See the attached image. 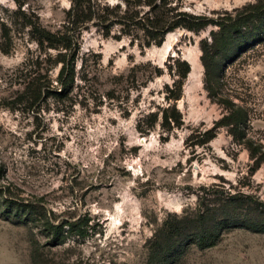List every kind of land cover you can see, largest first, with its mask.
Returning <instances> with one entry per match:
<instances>
[{
  "label": "rangeland",
  "instance_id": "obj_1",
  "mask_svg": "<svg viewBox=\"0 0 264 264\" xmlns=\"http://www.w3.org/2000/svg\"><path fill=\"white\" fill-rule=\"evenodd\" d=\"M98 1L125 7L123 0ZM254 1L181 3L188 12L217 16ZM70 3L26 0L24 7L55 31ZM0 6L5 14L15 7L12 0H0ZM120 29L114 25L108 37L97 21L83 29L74 88L34 103L21 91L33 69L28 59L39 48L22 28L13 34L11 51L0 50V264H146V242L167 214L197 210L220 187L252 196L264 210V164L251 174L247 149L225 129L206 144L188 145L224 113L203 88L198 42L212 27L178 28L149 47L126 35L113 38ZM178 56L190 66L194 59L197 69L173 101L166 96ZM42 68L44 73L49 64ZM56 73L48 71L53 85ZM220 91L244 108L248 137L264 145V40L224 68ZM173 103L182 123L163 125L162 110ZM241 199L242 215L249 199ZM25 204L31 212L19 206ZM45 219L87 223V233L80 237L64 225V238L51 246ZM181 264H264V232L235 227L213 247L191 246Z\"/></svg>",
  "mask_w": 264,
  "mask_h": 264
},
{
  "label": "trees",
  "instance_id": "obj_2",
  "mask_svg": "<svg viewBox=\"0 0 264 264\" xmlns=\"http://www.w3.org/2000/svg\"><path fill=\"white\" fill-rule=\"evenodd\" d=\"M12 1L15 7L6 14L0 6V50L9 53L13 48V34L24 28L40 53L46 54L41 59L40 53L34 59H28V64L33 69L29 70L25 78L21 96L29 103H34L44 94L67 96L72 91L79 38L82 30L95 21L102 26L101 33L104 37L111 36L112 27L119 25L120 33L112 36L113 38L120 39L122 35H126L132 42L141 39L146 47L160 46L166 34L178 28L199 32L212 27L209 35L198 42L203 66V88L211 101L223 107L224 113L201 133L199 141L188 145L206 144L223 128L236 143L247 149L252 161L251 174L264 164V145L247 135L246 111L220 91L224 68L242 52L264 40L263 0L248 2L230 11L224 10L222 15L217 16L188 12L182 9L181 0H123L124 9L118 4L114 7L106 4L102 6L98 0H71L61 28L55 31L42 26L38 16L24 7L26 0ZM137 6H146L147 10L141 13ZM49 50H53L54 54H50ZM44 62L49 64V69L43 73L41 69ZM174 62L176 77L172 82L173 88L168 90L169 94L166 96L173 101L181 97L184 81L191 71V66L185 59L180 60L178 56ZM53 68H57L54 85L48 76V71ZM161 73L160 68H155L156 75ZM161 114L163 125L170 126L172 123L178 126L182 123L181 113L174 103L164 108ZM220 188L212 190V198L200 201L197 210L167 214L146 242V264H181L191 246L198 249L213 247L220 241L223 233L235 227L264 232V210L259 208L262 202L253 200L252 196L242 192ZM242 197L249 199V203L248 209L241 215L239 204L244 201ZM19 206L31 212L32 205ZM74 224L67 222L64 225L80 237L86 235L87 223ZM42 225L47 229L51 246L58 245L66 233L64 225L61 222L55 224L48 219ZM35 245L33 255L37 253V242ZM40 261L39 259L36 264H41Z\"/></svg>",
  "mask_w": 264,
  "mask_h": 264
},
{
  "label": "bare ground",
  "instance_id": "obj_3",
  "mask_svg": "<svg viewBox=\"0 0 264 264\" xmlns=\"http://www.w3.org/2000/svg\"><path fill=\"white\" fill-rule=\"evenodd\" d=\"M167 46H169V45H167ZM196 62L198 63V58H197V61ZM190 63H191V71H190L189 74H191L192 71H195L196 72V69H197V67H196L197 65L195 66L194 59L193 60H190Z\"/></svg>",
  "mask_w": 264,
  "mask_h": 264
},
{
  "label": "water",
  "instance_id": "obj_4",
  "mask_svg": "<svg viewBox=\"0 0 264 264\" xmlns=\"http://www.w3.org/2000/svg\"><path fill=\"white\" fill-rule=\"evenodd\" d=\"M186 60V59H185ZM187 61V60H186ZM189 63V62H188Z\"/></svg>",
  "mask_w": 264,
  "mask_h": 264
}]
</instances>
